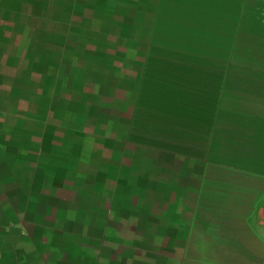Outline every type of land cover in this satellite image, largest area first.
I'll return each mask as SVG.
<instances>
[{
	"label": "crops",
	"instance_id": "obj_1",
	"mask_svg": "<svg viewBox=\"0 0 264 264\" xmlns=\"http://www.w3.org/2000/svg\"><path fill=\"white\" fill-rule=\"evenodd\" d=\"M0 264H264V0H0Z\"/></svg>",
	"mask_w": 264,
	"mask_h": 264
},
{
	"label": "bare ground",
	"instance_id": "obj_2",
	"mask_svg": "<svg viewBox=\"0 0 264 264\" xmlns=\"http://www.w3.org/2000/svg\"><path fill=\"white\" fill-rule=\"evenodd\" d=\"M175 119V118H174ZM173 125V124H172Z\"/></svg>",
	"mask_w": 264,
	"mask_h": 264
}]
</instances>
